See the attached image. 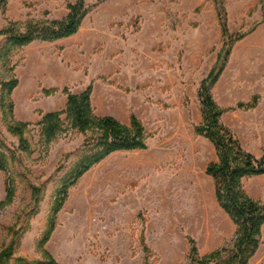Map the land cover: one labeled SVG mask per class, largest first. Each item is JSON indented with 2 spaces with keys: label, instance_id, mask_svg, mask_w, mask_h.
Wrapping results in <instances>:
<instances>
[{
  "label": "rangeland",
  "instance_id": "374dc122",
  "mask_svg": "<svg viewBox=\"0 0 264 264\" xmlns=\"http://www.w3.org/2000/svg\"><path fill=\"white\" fill-rule=\"evenodd\" d=\"M76 1L7 0L0 30L61 20L66 3ZM84 1L89 12L76 34L35 41L0 59V140L7 157L0 170V253L13 245L5 264H220L234 247L236 228L205 172L217 156L198 132V91L226 41L220 14L229 35L242 38L230 46L211 94L223 110L260 97L254 109L225 111L220 119L260 158L264 0ZM4 44L0 36V55ZM11 79L17 86L6 97L1 83ZM89 86L95 116L129 126L134 115L146 149L114 152L92 166L54 214L64 181L93 153L96 132L80 133L63 113L67 93ZM48 113L59 115L49 135L41 124ZM19 123L26 125L21 139L11 131ZM242 184L264 203V174ZM262 239L249 264H264Z\"/></svg>",
  "mask_w": 264,
  "mask_h": 264
},
{
  "label": "trees",
  "instance_id": "16d2710c",
  "mask_svg": "<svg viewBox=\"0 0 264 264\" xmlns=\"http://www.w3.org/2000/svg\"><path fill=\"white\" fill-rule=\"evenodd\" d=\"M6 1L0 0V13L4 10ZM66 9L67 15L61 20L28 22L23 30H20L17 25L11 24L6 29L0 30V36L5 37L0 59L7 60L14 49L24 47L35 41L52 42L76 34L89 12V7L84 0H77L74 3H66ZM218 20L222 29V36L226 41L217 56L215 66L200 83L198 98L201 104L202 125L198 132L213 145L216 152L217 161L209 163L205 172L213 181L216 202L236 228L234 247L219 262L220 264H249L260 246L262 228L264 227V203L248 196L242 183L247 178L264 174V150L260 158H256L244 150L239 140L229 128L221 123L220 119L225 111L254 109L260 97L255 95L248 103H238L235 108L228 110L221 109L213 99L211 89L225 68L230 54V46L242 38V36L231 37L229 35L225 17L218 14ZM16 86V79L1 83V93L10 97ZM91 94V86L80 94L67 93L66 109L63 113L67 114L80 133L85 134L90 130H94L96 133L90 141L92 143L90 151L93 153L84 156L64 181L53 209L54 214L67 198L68 188L74 186L92 166L114 152L143 151L146 149L144 128L136 117L131 115L129 126H125L111 116H95L91 105ZM41 124L44 126L45 133L54 134L59 124L58 113L46 114ZM14 127L11 131L15 132L21 139L22 131L26 129V125L19 123ZM6 163L7 157L3 152L0 140L1 171L6 170ZM12 192L11 186L7 185L8 199L12 197ZM4 204L0 203V208ZM46 239L47 237L44 241ZM12 250L13 245L11 244L0 253V264H5V259L11 257ZM216 255L217 253L212 254L210 259H214ZM34 264L57 263L48 259L36 261Z\"/></svg>",
  "mask_w": 264,
  "mask_h": 264
},
{
  "label": "crops",
  "instance_id": "0c3cea01",
  "mask_svg": "<svg viewBox=\"0 0 264 264\" xmlns=\"http://www.w3.org/2000/svg\"><path fill=\"white\" fill-rule=\"evenodd\" d=\"M118 120V119H117ZM119 121V120H118ZM120 122H122L123 124L125 123V122H123V121H120ZM246 180V179H245ZM245 180H243V182L245 181ZM263 236H264V227L262 228V233H261V238H263ZM262 240H264V239H262Z\"/></svg>",
  "mask_w": 264,
  "mask_h": 264
}]
</instances>
